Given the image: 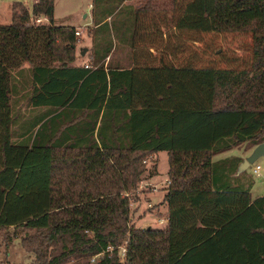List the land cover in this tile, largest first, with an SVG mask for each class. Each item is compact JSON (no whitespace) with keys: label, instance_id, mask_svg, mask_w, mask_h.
I'll return each mask as SVG.
<instances>
[{"label":"trees","instance_id":"obj_1","mask_svg":"<svg viewBox=\"0 0 264 264\" xmlns=\"http://www.w3.org/2000/svg\"><path fill=\"white\" fill-rule=\"evenodd\" d=\"M33 1L31 15L14 3L10 23L0 24V230L38 234L22 240L32 264H264V197L251 199V180L235 177L242 158L213 161L264 143V0H193L176 23L251 31L247 72L146 60L143 34L159 33L146 20L175 13L180 0H93L89 64L77 66L76 28L55 25L54 0ZM118 45L132 52L128 67L110 61ZM19 79L36 112L23 119L13 110ZM160 152L169 165L168 223L135 230L128 197L121 208L111 199L157 176L146 160ZM101 204L120 227H108ZM83 205L90 209L76 215Z\"/></svg>","mask_w":264,"mask_h":264},{"label":"rangeland","instance_id":"obj_2","mask_svg":"<svg viewBox=\"0 0 264 264\" xmlns=\"http://www.w3.org/2000/svg\"><path fill=\"white\" fill-rule=\"evenodd\" d=\"M192 1L180 0L179 9L175 13L161 14L151 17L152 19L150 21L146 20L147 24L158 22L157 29L159 28V33H142L144 36L142 43H140V48H142L141 51L144 53V56L146 58L149 57L146 60L157 65L160 59H163L167 64H172L176 67L188 65L197 69L250 71L254 55V41L251 31L219 34L200 30H187L176 26V23L179 21L178 18L183 14L184 5ZM14 3L22 4L31 15L34 4L33 0H0V24L6 25L10 23L12 15L11 9ZM126 4L133 5L134 7L138 6L137 1L127 2ZM92 5L93 0H54L53 18L55 25L76 28V31L80 34L77 37L78 41L76 44L75 65L77 66L89 64L92 48L91 36L89 34L92 28ZM38 19L41 21L39 25L47 24L44 18L39 17ZM36 21V18H30L31 24H37ZM111 36H113L112 32ZM146 47H152L149 55H147V51L145 50ZM82 49H86L84 56H80ZM131 54L132 52L127 47L118 45L112 53L110 61L112 65L128 67L131 62ZM23 67L25 68V76L23 77L28 78L26 71L28 65H24ZM22 80L19 79L18 82L20 96L16 97V101L13 102V110L23 119L35 115L36 112L30 110L26 100L27 98L24 97L29 87L26 83L23 85L21 83ZM17 98L21 99L17 100ZM40 112H43V110ZM253 150L254 148L250 145L234 148L214 156L213 161L230 157L244 159L250 156ZM153 164L156 166L157 176L148 178L145 174L143 182L139 184L136 191L128 193L127 195H121L120 198L112 197L111 199L114 206L121 208V198L128 197L127 200L130 209L128 225L135 230H145L148 226L152 227L151 229L153 230L163 231L160 230L161 225L157 221V217L162 219L166 214L164 213L165 209L162 208L164 206L163 200L161 201L162 195L168 186L167 172L169 165L166 153L160 152L147 158L146 169H151ZM255 166H259L260 168L258 176L252 171V168ZM245 176L251 180V199L264 197V157L259 158L246 171ZM37 177V175H31L25 178L32 183L34 179L38 180ZM32 202L30 201V204ZM111 202L106 201L108 205ZM89 209L88 205L80 206L76 208L75 214L80 215ZM101 212L108 217L109 228H118L121 226L120 223L111 220L109 207H102L101 204ZM24 234H26V237ZM37 235L36 232L14 228L0 230V264H32L35 257L23 248L22 240L26 242L29 238H34ZM148 244H150L149 241ZM139 245H142V243ZM143 245L146 246L147 244L144 243ZM157 247V253L159 254L163 244L159 241ZM124 248L126 249V243L119 247V255L123 253L122 249ZM140 248L141 246L139 250Z\"/></svg>","mask_w":264,"mask_h":264},{"label":"water","instance_id":"obj_3","mask_svg":"<svg viewBox=\"0 0 264 264\" xmlns=\"http://www.w3.org/2000/svg\"><path fill=\"white\" fill-rule=\"evenodd\" d=\"M86 49H82L80 56H84ZM261 157H264V143L256 146L250 156L242 159V162L238 165L235 177H238L244 173Z\"/></svg>","mask_w":264,"mask_h":264},{"label":"built area","instance_id":"obj_4","mask_svg":"<svg viewBox=\"0 0 264 264\" xmlns=\"http://www.w3.org/2000/svg\"><path fill=\"white\" fill-rule=\"evenodd\" d=\"M37 21H36V25H39V23H41V21L39 20V19H36ZM79 33L78 32H75V36H77V37H79ZM259 170H260V168H259V166H255V167H253L252 168V171H253V173L256 175V176H258L259 175ZM113 251V248L112 247H108L107 248V252H109V253H111ZM122 252L123 253H121V255H119V258H120V260L121 261H124V259L126 258V249L124 248V249H122ZM118 253H119V248H118ZM100 256H102V254L100 255ZM124 258V259H123ZM92 261H94V259L92 260Z\"/></svg>","mask_w":264,"mask_h":264},{"label":"crops","instance_id":"obj_5","mask_svg":"<svg viewBox=\"0 0 264 264\" xmlns=\"http://www.w3.org/2000/svg\"><path fill=\"white\" fill-rule=\"evenodd\" d=\"M167 181H168V178H167ZM168 184H169V181H168L167 185ZM167 188H168V186L166 187V190H167ZM165 193H166V191H165ZM165 193L162 195L161 201L163 200V197H164ZM162 208L165 209V212L164 213H166L167 212V206H166V204H164V206ZM157 221L160 222L159 223L161 225L160 230H163L164 231L166 229V226H167V223H168L167 218L165 216L162 219L159 218V217H157ZM151 228L152 227H148V226L146 227V229H151Z\"/></svg>","mask_w":264,"mask_h":264}]
</instances>
